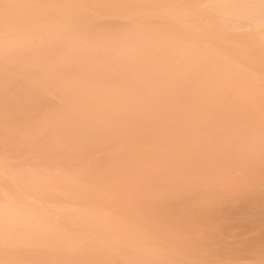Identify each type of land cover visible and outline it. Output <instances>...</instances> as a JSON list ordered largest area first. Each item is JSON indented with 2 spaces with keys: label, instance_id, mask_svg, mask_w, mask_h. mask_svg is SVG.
I'll use <instances>...</instances> for the list:
<instances>
[{
  "label": "bare ground",
  "instance_id": "bare-ground-1",
  "mask_svg": "<svg viewBox=\"0 0 264 264\" xmlns=\"http://www.w3.org/2000/svg\"><path fill=\"white\" fill-rule=\"evenodd\" d=\"M4 3L0 264H264V0Z\"/></svg>",
  "mask_w": 264,
  "mask_h": 264
},
{
  "label": "rangeland",
  "instance_id": "rangeland-1",
  "mask_svg": "<svg viewBox=\"0 0 264 264\" xmlns=\"http://www.w3.org/2000/svg\"><path fill=\"white\" fill-rule=\"evenodd\" d=\"M5 1L0 0V3H1L0 5H3L2 7L0 6L2 10L5 7V3H4ZM1 18H3L2 15L0 16V19ZM3 21H4V19H1L0 22H3ZM252 119H254V118L252 117ZM261 145H262V148H261L260 152H257V153H251L250 152L248 154V163H247L248 179L251 181L253 188L256 189L258 192L257 194L251 195V197H249L250 200L253 201L254 203H256L257 201L258 202L262 201V199L264 200V151H263L264 150V139L262 140ZM254 157H256V160H255L256 165L255 166L252 163ZM259 205H258V207H259ZM258 207H257L258 210L254 214L249 215L248 213H244L245 209L243 208V205H240V201H238L237 207L234 206L232 210L228 209L229 205L223 202V203H221L220 207L218 208L221 212V213H219V216L224 215V218L226 219V221L219 222V226L224 231H226V232L229 231L228 233L229 234L231 233L233 236L240 235L243 232L245 233V236L254 235L253 230H251L254 227V225L257 224L256 222H254V220L256 218L261 220L262 217L264 216V211H263L264 205H262V207H259V208ZM224 208L226 210H224ZM242 208H243V210H242ZM235 213H236V217H235ZM234 227H236V228H234ZM242 228L244 230H242ZM236 229H237L238 233H237ZM233 230H235V231H233ZM243 255H241V256H243L241 261L247 262L248 261L247 254H243ZM245 256H246V258H245Z\"/></svg>",
  "mask_w": 264,
  "mask_h": 264
}]
</instances>
